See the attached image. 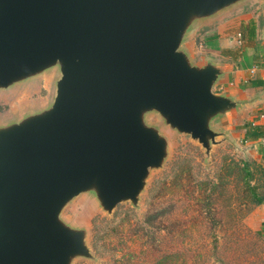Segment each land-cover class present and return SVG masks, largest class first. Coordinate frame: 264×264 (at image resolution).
I'll return each mask as SVG.
<instances>
[{
	"label": "water",
	"instance_id": "1",
	"mask_svg": "<svg viewBox=\"0 0 264 264\" xmlns=\"http://www.w3.org/2000/svg\"><path fill=\"white\" fill-rule=\"evenodd\" d=\"M264 0H0V89L51 69L52 102L0 125V264H70L90 255L64 206L91 193L107 211L136 203L167 151L161 127L206 152L236 107L194 63L187 39L202 20ZM261 37L264 38V27ZM158 114L162 126L146 115ZM31 113V114H30Z\"/></svg>",
	"mask_w": 264,
	"mask_h": 264
},
{
	"label": "rangeland",
	"instance_id": "2",
	"mask_svg": "<svg viewBox=\"0 0 264 264\" xmlns=\"http://www.w3.org/2000/svg\"><path fill=\"white\" fill-rule=\"evenodd\" d=\"M250 21L261 37L263 3L247 2L200 21L191 34L192 61L207 56L220 61L223 49L213 46L221 37L235 51L251 46V41L234 40L240 25ZM58 76L51 69L0 89V125L48 106ZM157 116L150 112L146 119L162 126ZM161 133L167 138V153L158 167L148 170L136 203L122 201L107 212L91 193H82L64 206L61 218L86 231L90 252L73 257L70 264H264L256 203L263 188L243 146L217 137L206 152L189 134L163 126ZM155 209L165 213L147 227L145 214Z\"/></svg>",
	"mask_w": 264,
	"mask_h": 264
},
{
	"label": "crops",
	"instance_id": "3",
	"mask_svg": "<svg viewBox=\"0 0 264 264\" xmlns=\"http://www.w3.org/2000/svg\"><path fill=\"white\" fill-rule=\"evenodd\" d=\"M191 37L192 35L186 42L189 52L194 46ZM251 42V46L235 51L221 37L217 45L213 46L219 45L221 50H234L221 51L219 65L223 72L213 91L229 96L236 102V107L228 111L223 119L216 121L215 127L240 143L243 154L260 172L258 180L263 192L258 195L263 201L257 205V209L260 214V228L264 232V38L258 33Z\"/></svg>",
	"mask_w": 264,
	"mask_h": 264
},
{
	"label": "trees",
	"instance_id": "4",
	"mask_svg": "<svg viewBox=\"0 0 264 264\" xmlns=\"http://www.w3.org/2000/svg\"><path fill=\"white\" fill-rule=\"evenodd\" d=\"M256 30H257V28L252 21L247 22V23H242L240 25V28H239V32L241 33L242 39L248 40V41H252L256 38V35H257ZM223 51L224 52H234V50H231V49H225ZM262 201H263V198L260 195H258L256 197V203L260 204V203H262ZM164 213H165V211L160 210V209L148 211L144 217L145 225H147V227L155 225V223L157 222L159 217L162 216Z\"/></svg>",
	"mask_w": 264,
	"mask_h": 264
},
{
	"label": "built area",
	"instance_id": "5",
	"mask_svg": "<svg viewBox=\"0 0 264 264\" xmlns=\"http://www.w3.org/2000/svg\"><path fill=\"white\" fill-rule=\"evenodd\" d=\"M234 40L237 41V43H241L242 37H241V33L239 31L236 33Z\"/></svg>",
	"mask_w": 264,
	"mask_h": 264
}]
</instances>
